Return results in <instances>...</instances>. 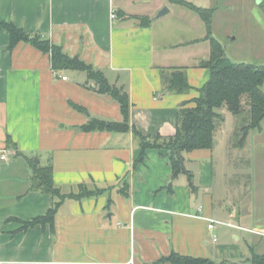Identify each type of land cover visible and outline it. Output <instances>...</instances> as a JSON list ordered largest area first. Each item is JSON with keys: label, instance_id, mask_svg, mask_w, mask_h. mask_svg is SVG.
Returning <instances> with one entry per match:
<instances>
[{"label": "crops", "instance_id": "1", "mask_svg": "<svg viewBox=\"0 0 264 264\" xmlns=\"http://www.w3.org/2000/svg\"><path fill=\"white\" fill-rule=\"evenodd\" d=\"M185 1L213 9L216 39L215 19L229 9L220 4L239 2ZM165 6L169 11L157 16ZM257 15L264 26L263 13ZM0 20L101 70L128 93L130 125L147 136L174 135L178 109L211 75L200 65L211 54L204 20L171 0H0ZM9 43V32L0 29V264H183L168 260L173 253L262 264L252 259L264 256V234L256 232H264V126L251 129L243 146L233 136L230 148L240 152L232 155L221 154L223 124L212 148L184 152L188 172L174 176L166 149L149 148L139 161L132 129H81L93 118L124 120L120 103L98 92L86 71L54 70L49 53ZM174 68L186 69L189 92L169 90ZM255 130L257 149L248 155ZM8 134L16 147L7 146ZM34 155L42 166L52 164L64 194L83 187L102 193L67 198L54 224L25 227L55 202L51 193L31 189ZM209 219L216 220L212 229Z\"/></svg>", "mask_w": 264, "mask_h": 264}, {"label": "trees", "instance_id": "2", "mask_svg": "<svg viewBox=\"0 0 264 264\" xmlns=\"http://www.w3.org/2000/svg\"><path fill=\"white\" fill-rule=\"evenodd\" d=\"M171 1L195 10L202 17L208 30L207 39L211 43L210 57L200 63L201 66L210 68V78L198 89V96L185 100L178 109L176 132L171 136L159 134L147 136L135 126H131L128 93L123 88L110 84L101 70L86 64L77 56L71 57L64 52L62 46L51 43L41 34H30L13 22L0 20V29H6L9 32L10 48H14L22 41L29 42L41 51L50 54L54 70L76 69L86 71L89 79L97 85L98 92L108 93L120 103L124 115L123 121L93 118L81 126L82 130L122 132L132 129L141 148L139 161L144 159L149 148L166 149L169 151L173 175L176 176L179 173L188 172L184 164V152L214 146L216 133L225 122L223 109L230 110L237 119L234 131L236 146L244 145L251 129L262 128L264 120V64L239 63L227 57L222 43L210 33L212 8L198 7L185 0ZM148 21L150 22L151 19ZM167 86L169 90L178 93L189 92L192 86L188 81L186 69L174 68ZM76 107L83 109L81 106ZM7 146L16 147V143L10 134L7 135ZM29 162L33 169L31 189L51 193L55 202L46 215L25 222V227L48 222L54 224L57 211L64 200L67 198L82 199L98 195L103 191L102 189L90 190L83 187L78 193L64 194L54 182L52 164L42 166L31 158H29ZM190 180L191 186H193L192 177ZM168 260L183 264H214L207 259L182 256L177 253H173ZM252 260L255 263L264 264V256L254 255Z\"/></svg>", "mask_w": 264, "mask_h": 264}, {"label": "rangeland", "instance_id": "3", "mask_svg": "<svg viewBox=\"0 0 264 264\" xmlns=\"http://www.w3.org/2000/svg\"><path fill=\"white\" fill-rule=\"evenodd\" d=\"M195 4L197 5V3ZM220 5L228 6L229 9L224 10L222 13L223 16L215 19V36L222 43L227 57L239 63L264 64V26L263 24L261 25V18L257 15V13L259 15L263 13L264 15V4H256L254 0H239L237 3L232 2L230 4ZM200 7L208 8L202 5ZM254 8L255 10L253 12ZM71 71L72 69L67 70V72ZM223 112L227 117V122L224 123V127L228 130V138L227 148L226 146L223 147L221 154H226L230 151L232 155H236L235 153L240 152V149H231L230 147L233 143L232 140L237 119L230 110L225 108ZM262 126H264V120ZM255 132L257 131L255 130L252 133L245 147V153L248 155L254 154L257 149V143L254 139ZM32 159L38 162L40 157L34 155ZM240 166L245 167L244 164ZM240 172L242 173L243 171L241 170ZM246 179L249 180L248 177Z\"/></svg>", "mask_w": 264, "mask_h": 264}, {"label": "built area", "instance_id": "4", "mask_svg": "<svg viewBox=\"0 0 264 264\" xmlns=\"http://www.w3.org/2000/svg\"><path fill=\"white\" fill-rule=\"evenodd\" d=\"M111 16H112L113 18H116V17H117L116 12L113 11L112 14H111ZM66 78H67V77H64V79H66ZM2 157H3L4 159H8V157H9V152H8V151L4 152V153L2 154ZM209 220H210V223H209L208 227H209V229H212V228L214 227V222H216V220H213V219H209ZM256 232L261 233V234H264V232H259V231H256ZM216 239H217V238H216V236H215V240H216Z\"/></svg>", "mask_w": 264, "mask_h": 264}, {"label": "water", "instance_id": "5", "mask_svg": "<svg viewBox=\"0 0 264 264\" xmlns=\"http://www.w3.org/2000/svg\"><path fill=\"white\" fill-rule=\"evenodd\" d=\"M169 11V8L168 7H164L158 14V16H162L163 14L167 13ZM165 79L166 81H168L169 79V76L168 75H165ZM39 161V160H38Z\"/></svg>", "mask_w": 264, "mask_h": 264}]
</instances>
